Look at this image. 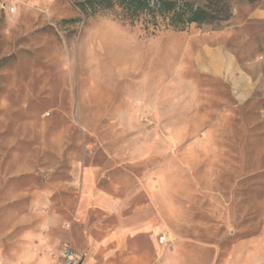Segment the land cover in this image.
<instances>
[{
  "label": "rangeland",
  "instance_id": "374dc122",
  "mask_svg": "<svg viewBox=\"0 0 264 264\" xmlns=\"http://www.w3.org/2000/svg\"><path fill=\"white\" fill-rule=\"evenodd\" d=\"M128 1L0 0V264H264V0ZM224 31L244 100L182 70Z\"/></svg>",
  "mask_w": 264,
  "mask_h": 264
},
{
  "label": "crops",
  "instance_id": "0c3cea01",
  "mask_svg": "<svg viewBox=\"0 0 264 264\" xmlns=\"http://www.w3.org/2000/svg\"><path fill=\"white\" fill-rule=\"evenodd\" d=\"M262 16H264L262 13L254 15V17ZM203 36L188 38L183 48L182 70L194 69L220 80L231 81L236 97L239 100L247 98L251 88L255 86L247 67H251L257 61L251 57L250 53V60L247 63L246 58H241L235 48V44L241 46L246 44L247 39L244 38L246 35L241 32L224 31L211 32ZM47 262L43 264H52L49 260Z\"/></svg>",
  "mask_w": 264,
  "mask_h": 264
},
{
  "label": "built area",
  "instance_id": "2783aa9c",
  "mask_svg": "<svg viewBox=\"0 0 264 264\" xmlns=\"http://www.w3.org/2000/svg\"><path fill=\"white\" fill-rule=\"evenodd\" d=\"M85 253L75 249L70 243H62L57 254L52 259V264H83Z\"/></svg>",
  "mask_w": 264,
  "mask_h": 264
},
{
  "label": "trees",
  "instance_id": "16d2710c",
  "mask_svg": "<svg viewBox=\"0 0 264 264\" xmlns=\"http://www.w3.org/2000/svg\"><path fill=\"white\" fill-rule=\"evenodd\" d=\"M126 5V8H128L130 11L135 12L140 10L142 7L146 6L145 2L137 1V0H129L127 3H124ZM179 22H178V21ZM176 22L184 25L186 23H202L205 21V12L202 8H197L193 13L190 14L186 19H183L181 16L177 17ZM176 24V23H174Z\"/></svg>",
  "mask_w": 264,
  "mask_h": 264
}]
</instances>
